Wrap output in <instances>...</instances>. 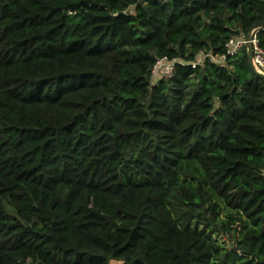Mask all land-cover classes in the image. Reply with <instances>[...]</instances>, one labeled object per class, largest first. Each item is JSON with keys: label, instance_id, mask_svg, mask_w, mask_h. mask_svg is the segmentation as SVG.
<instances>
[{"label": "trees", "instance_id": "16d2710c", "mask_svg": "<svg viewBox=\"0 0 264 264\" xmlns=\"http://www.w3.org/2000/svg\"><path fill=\"white\" fill-rule=\"evenodd\" d=\"M263 21L264 0H0V264H264V79L245 46L212 59Z\"/></svg>", "mask_w": 264, "mask_h": 264}, {"label": "built area", "instance_id": "2783aa9c", "mask_svg": "<svg viewBox=\"0 0 264 264\" xmlns=\"http://www.w3.org/2000/svg\"><path fill=\"white\" fill-rule=\"evenodd\" d=\"M245 36H243L240 40L231 39L229 43L226 45V54L220 56L219 58L212 57L213 60L217 61L218 63H224L227 56H234L241 47L245 46ZM250 44L253 50V64L256 70L262 74H264V53L258 46V41L256 39V34L254 33L251 36ZM202 57H210L211 55H203L201 54L199 58ZM179 63L177 60H169L168 58H161L159 59L154 68L152 69V74L158 75L160 74L163 78H171L174 75L175 65ZM198 63H193L192 67L194 68ZM120 264V263H114Z\"/></svg>", "mask_w": 264, "mask_h": 264}, {"label": "water", "instance_id": "95a60500", "mask_svg": "<svg viewBox=\"0 0 264 264\" xmlns=\"http://www.w3.org/2000/svg\"><path fill=\"white\" fill-rule=\"evenodd\" d=\"M262 29H264V21L261 22V23H258V24H256V25H254V26H252V27L248 30V32H247V34H246V36H245V41H246L245 47H246V49H247L249 62H250V65H251V68H252L253 72H254L256 75H258V76H260L261 78L264 79V74L258 72V71L256 70L254 64H253V50H252V46H251V44H250L251 36H252L254 33H256L258 30H262Z\"/></svg>", "mask_w": 264, "mask_h": 264}, {"label": "rangeland", "instance_id": "374dc122", "mask_svg": "<svg viewBox=\"0 0 264 264\" xmlns=\"http://www.w3.org/2000/svg\"><path fill=\"white\" fill-rule=\"evenodd\" d=\"M215 237L218 238L221 243H228L227 240H225V238L222 236H215Z\"/></svg>", "mask_w": 264, "mask_h": 264}]
</instances>
